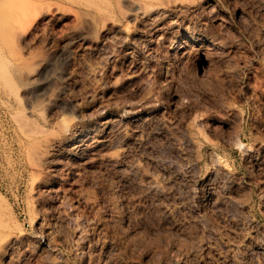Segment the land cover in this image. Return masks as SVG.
<instances>
[{
	"label": "rangeland",
	"instance_id": "rangeland-1",
	"mask_svg": "<svg viewBox=\"0 0 264 264\" xmlns=\"http://www.w3.org/2000/svg\"><path fill=\"white\" fill-rule=\"evenodd\" d=\"M32 1L0 0L21 92L0 67V240L15 236L0 264H264V0H170L158 18L130 16L132 0ZM67 42L42 93L22 95ZM17 114L37 138L69 124L42 167Z\"/></svg>",
	"mask_w": 264,
	"mask_h": 264
},
{
	"label": "bare ground",
	"instance_id": "bare-ground-1",
	"mask_svg": "<svg viewBox=\"0 0 264 264\" xmlns=\"http://www.w3.org/2000/svg\"><path fill=\"white\" fill-rule=\"evenodd\" d=\"M26 1V0H25ZM29 1H32V0H29ZM34 1H36V4L38 3H40V0L39 1H37V0H34ZM44 1V0H43ZM41 1V3H40V5L42 4V5H45L44 3H46V1ZM54 1V0H53ZM52 0L49 2V3H52L53 2ZM77 1V0H76ZM81 4H85V5H87V6H93V7H96L98 10L100 9H102V6H101V3L100 2H98V0H78ZM123 1V0H122ZM127 1V0H126ZM150 1H152V0H150ZM155 0H153V2H149V3H144V4H146V8H144V4H143V1H142V5H140L141 3H139V2H141V1H136V0H132V4H133V7H132V11H131V13H129L130 14V16H133V17H140V15L142 16H144V15H146V14H153V16L152 17H155L157 14L156 13H158V11L160 10V9H167V6L168 5H171V2H173V1H168V0H157L156 2H154ZM13 1H11V3H12ZM43 2V3H42ZM47 2V3H48ZM73 2H74V0H73ZM101 2H102V0H101ZM115 2V1H114ZM113 1H112V3H114ZM124 2V1H123ZM138 2V4H136ZM168 2H170V3H168ZM175 2V1H174ZM173 2V3H174ZM32 4L34 3L33 1L31 2ZM46 3V4H47ZM49 3L46 5L47 6V8H49L50 10H51V6H49ZM54 3H58V5H60L61 6V3L60 2H58V1H56V2H54ZM54 3H52V4H54ZM60 3V4H59ZM107 3V2H106ZM117 3H118V1H117ZM126 3V2H125ZM128 3H129V0H128ZM173 3H172V5H173ZM28 4H29V2H28ZM35 4V3H34ZM56 4H54V5H56ZM131 4V5H132ZM185 4V3H184ZM31 5V4H30ZM41 5V9H39V11L40 10H42V8L44 9L45 8V6H42ZM130 5V4H129ZM130 5V6H131ZM135 5V6H134ZM139 5V6H138ZM172 5H171V7H172ZM175 5H176V2H175V4H174V7H175ZM179 5V4H178ZM60 6H59V8H60ZM104 6H105V4H104ZM108 6V5H107ZM184 6V5H183ZM143 7V8H142ZM186 7H188V6H186ZM185 7V8H186ZM59 8H58V10H59ZM109 8V7H108ZM131 8V7H130ZM178 8H179V6H178ZM181 8V7H180ZM184 8V7H183ZM48 9V11H50ZM61 9V8H60ZM105 9V8H104ZM143 9V10H142ZM170 9V8H169ZM102 11V10H101ZM105 11H106V9H105ZM112 11V10H111ZM167 11H168V9H167ZM66 12V11H65ZM64 12V13H65ZM103 12H104V10H103ZM162 12V11H161ZM46 13V12H45ZM111 13V12H110ZM128 13V12H127ZM9 13H3V18H4V20L6 21V22H4L5 24V28L6 27H10L9 25H10V22H9V24H7L8 23V21L9 20H6V17L8 18V17H10V16H7ZM154 14H156L155 16H154ZM159 14V13H158ZM164 14V13H163ZM10 15H11V13H10ZM108 16V15H107ZM142 16V17H143ZM157 16H159V15H157ZM155 17V18H158V17ZM161 16V15H160ZM12 18L10 17V20H11ZM116 22V21H115ZM116 25H118V24H116ZM120 25V24H119ZM118 25V26H119ZM114 26V25H113ZM112 26V27H113ZM121 26V25H120ZM121 27H123V26H121ZM8 28H6V30H7ZM23 29V28H22ZM9 30V29H8ZM7 30V31H8ZM119 30V29H118ZM10 31V30H9ZM26 30L24 29L23 30V32H25ZM120 31V30H119ZM22 31H21V33L20 34H24ZM5 33V32H4ZM4 33H3V35H2V37H4L5 35H4ZM11 33V32H10ZM123 33V32H122ZM26 34V33H25ZM6 36H7V34H6ZM10 36H12V35H10ZM22 36V35H21ZM8 37V36H7ZM193 41H192V43H194V44H198V43H201V41H200V39L198 38V37H194V39H192ZM178 44L176 45V46H174V47H172V49H176L177 50V52H179V53H182V52H184L185 53V50H186V44H187V41H180V42H177ZM67 44H69V42H67V43H64V45L61 47V48H58V49H55L53 52H52V55L51 56H46V57H42V58H40L39 60H38V62H35V64L37 63V65L34 67V66H30V67H28L29 68V71H28V73H27V77H28V80L27 81H25L26 83H25V86L23 87L24 89H23V91H22V95H23V92H24V94L25 93H36V94H38V93H40L45 87H47V84H48V82H49V80H50V78L53 76V74H54V72H56L57 73V71H52V70H54L55 68H57V66H56V64L58 63V61H61L62 59H63V57H65L66 56V52H67ZM189 44V43H188ZM203 44V43H202ZM198 46V45H197ZM202 47V46H201ZM198 48V47H197ZM198 50V49H197ZM1 56V55H0ZM2 57V56H1ZM0 57V59H1V61H4L2 58ZM200 59V58H199ZM10 62V61H9ZM8 64V63H7ZM6 64V65H7ZM55 66V67H54ZM0 67H1V70H3L2 72V74H3V78L2 79H5L6 81H4L5 83L7 82L9 85H10V87L14 90L13 91V93H17V94H21V92H20V87H18L17 88V84L15 83V78H12V75L10 74L11 72L9 71L8 72V69H7V67L5 66V64L4 63H1L0 62ZM19 68V67H18ZM31 68H33V69H31ZM18 70V69H17ZM28 70V69H27ZM57 70V69H56ZM15 74V73H14ZM26 74V73H25ZM15 76V75H14ZM0 78H1V76H0ZM8 84H7V87H8ZM16 84V85H15ZM21 84H23V83H21ZM9 87V88H10ZM8 88V89H9ZM22 88V87H21ZM18 90V91H17ZM10 91V90H9ZM15 91H17V92H15ZM12 92V91H11ZM20 92V93H19ZM10 93V92H9ZM12 93V94H13ZM42 93V92H41ZM56 93V92H55ZM61 91L60 92H58L57 94H56V96H54L53 98H52V100H53V103L54 102H56V101H59L58 99H60L61 97H60V95H61ZM11 94V93H10ZM11 94V95H12ZM17 94H15V95H17ZM14 95V94H13ZM27 95V94H26ZM28 95H30V94H28ZM40 95V94H39ZM19 96V95H18ZM34 96V98L36 97L35 95H33ZM32 96V97H33ZM51 96H53V94L51 95ZM14 97V96H13ZM20 97V96H19ZM60 97V98H59ZM21 98V97H20ZM20 98H16L17 100L18 99H20ZM29 100L28 101H30V98L29 97H27ZM51 98V97H50ZM69 101V100H68ZM67 102V101H66ZM62 103H64V102H62ZM74 103V102H73ZM69 104V103H68ZM21 113V112H20ZM19 114V113H18ZM16 115L15 116V118L16 117H19L18 119L16 118L15 120L17 121H19L20 122V124H21V127H22V131H23V133L26 135V136H28V137H30V138H33V140H31L30 142H29V147H28V154H29V158H31V162L33 161V163H35L36 164V167H37V164L39 165H41V164H45V163H47L48 161H50L51 160V157H52V154H53V150H54V146L57 144V143H59V142H62L63 141V139L65 138V136H68L67 135V132H65L66 131V129H67V127H69V124L68 125H64L65 126V128L63 129L62 127V129L64 130H62V129H60L61 131H62V133L60 134H55L54 135V133L55 132H57V131H59V130H57V131H55V132H53V133H49V135L51 134V136H47V135H45L44 136V138L43 137H41V138H37L36 137V134L38 133L39 134V131H41V130H39V127H37L36 125V122H34V121H32V119L30 118V116L28 115H26L25 116V114H23V116L21 117V116H19V115ZM22 114V113H21ZM25 116V117H24ZM21 117V118H20ZM26 117H28V118H26ZM109 118V117H108ZM113 118V117H112ZM111 119V118H110ZM115 119V118H114ZM117 119V118H116ZM31 120V121H30ZM112 120V119H111ZM17 121V122H18ZM117 121V120H116ZM192 121V120H191ZM32 122V123H31ZM104 122H106V121H104ZM108 122V121H107ZM191 123V122H190ZM36 124V125H35ZM71 124H73V122L71 123ZM188 124V123H187ZM192 125V124H191ZM20 127V126H19ZM20 127V128H21ZM42 129H45L44 127H41ZM70 129V128H69ZM67 130L68 132L70 131V130ZM199 129V128H198ZM201 130V129H200ZM189 131V130H188ZM187 131V132H188ZM192 132H193V130H191ZM43 132H46V130H43L42 131V133ZM201 132V131H200ZM194 133V132H193ZM196 134V133H195ZM204 136L206 135L205 133H202ZM97 135V134H96ZM206 136H208V135H206ZM205 136V137H206ZM78 137V136H77ZM96 137V136H95ZM100 137V136H99ZM98 137V138H99ZM43 138V139H42ZM190 138V137H189ZM193 137H191V139H192ZM73 139V138H72ZM79 139V138H78ZM206 139H207V137H206ZM209 139V138H208ZM76 140V139H75ZM81 140V139H80ZM85 140V139H84ZM189 140V139H188ZM193 140H195V138L193 139ZM197 140H199V139H197ZM72 141V140H71ZM70 141V142H71ZM74 141V140H73ZM68 142V141H67ZM81 142V141H80ZM82 142H83V140H82ZM91 142V141H90ZM238 141H236L235 143H237ZM64 143H66V142H64ZM72 143V142H71ZM74 143V142H73ZM89 143V142H88ZM95 143V142H94ZM97 143V142H96ZM99 143V142H98ZM194 143V142H193ZM243 143V142H242ZM63 144V143H62ZM68 144H69V142H68ZM101 144V143H100ZM70 145V144H69ZM94 145V144H93ZM195 145V144H194ZM197 145V144H196ZM238 145V144H237ZM243 145V144H242ZM61 146V145H60ZM65 146H67V145H65ZM245 146V145H244ZM243 146V147H244ZM58 147V146H57ZM69 147V146H68ZM67 147V148H68ZM75 147V146H74ZM96 147V146H95ZM240 147H241V142H240ZM246 147V146H245ZM92 148V147H91ZM248 148V147H247ZM61 149H62V147H61ZM243 149V148H242ZM249 149H251V148H249ZM57 150V149H56ZM71 150V149H70ZM244 150H245V148H244ZM55 151V150H54ZM251 151V150H250ZM73 152V151H72ZM244 152H248V151H244ZM59 153V152H58ZM215 153V152H214ZM57 155V154H56ZM55 155V156H56ZM108 155V154H107ZM111 155V154H110ZM109 155V156H110ZM54 156V155H53ZM100 156H102V154L100 155ZM108 156V157H109ZM220 156V155H219ZM90 157V156H89ZM92 157V156H91ZM90 157V158H91ZM105 157V156H104ZM112 157V156H111ZM115 157V156H114ZM57 158V157H56ZM106 158V157H105ZM102 159H103V157H102ZM221 159H223V158H221ZM213 161H214V159H212ZM20 161V160H19ZM216 162L218 161V159L217 160H215ZM214 161V162H215ZM53 162V161H52ZM94 162V161H93ZM92 162V163H93ZM50 163V162H49ZM136 162H134L133 164H135ZM219 163V162H218ZM34 164V165H35ZM56 164V163H55ZM54 164V165H55ZM33 165V164H32ZM40 165H39V167H40ZM212 165H214L213 163H212ZM223 165V164H222ZM222 165H221V167H222ZM50 166V165H49ZM51 166H53L52 164H51ZM134 166V165H133ZM135 166H137V164L135 165ZM227 166V165H226ZM41 167H42V165H41ZM44 168V167H43ZM134 168H136V167H134ZM215 168H218V167H215ZM47 169V168H46ZM222 169V168H221ZM225 169H226V167H225ZM38 170V169H37ZM39 171H37V172H35V173H38ZM41 173V169H40V172H39V174ZM42 173H44L43 171H42ZM41 173V174H42ZM41 174H40V176H41ZM63 175V174H62ZM43 176V175H42ZM45 176V175H44ZM43 176V177H44ZM55 176V175H54ZM61 176V175H60ZM63 176H65V175H63ZM35 177V176H34ZM38 177V176H37ZM40 178V177H39ZM59 178H62V177H59ZM66 178V177H65ZM48 179V178H47ZM47 179L46 180H44V179H42V180H40L39 182H38V185H39V187H40V185H44V184H47ZM67 180H68V178H66ZM49 180V179H48ZM53 180V179H52ZM50 181H51V179H50ZM36 182H37V180H36V178H35V183H34V187H35V185H36ZM63 182V181H62ZM53 183V182H52ZM62 184V183H61ZM53 185H55V184H53ZM46 186V185H45ZM238 186V185H237ZM236 186V187H237ZM49 187V186H48ZM48 187H47V189H48ZM52 187V186H51ZM61 187V186H60ZM59 187V188H60ZM53 188V187H52ZM54 188H55V186H54ZM62 188H64V186L62 185ZM61 188V189H62ZM239 188V187H238ZM238 188L236 189V190H238ZM55 189H57V188H55ZM60 189V190H61ZM37 190H40V189H38V186H37ZM49 190V189H48ZM63 190V192H65V190L64 189H62ZM61 190V191H62ZM241 191V190H240ZM59 194L61 193V192H58ZM239 193V192H238ZM59 194H58V196H59ZM62 195V194H61ZM60 197V196H59ZM0 198H2V196H1V194H0ZM112 201H114V202H111V203H115L116 201L115 200H112ZM110 203V202H109ZM116 204V203H115ZM110 205V204H109ZM117 205V204H116ZM115 205V206H116ZM113 205H111L110 207H112ZM113 209H114V206L112 207ZM116 208V207H115ZM117 208H118V206H117ZM116 208V209H117ZM119 209V208H118ZM114 211V210H113ZM112 211V212H113ZM114 212H117V213H119V211H114ZM121 212V211H120ZM114 214V213H113ZM122 214V213H121ZM119 215V214H118ZM114 216V215H113ZM116 216V215H115ZM114 216V218H116ZM122 216V215H121ZM121 216H120V218H121ZM120 218H118L119 220H120ZM117 219V218H116ZM117 219V220H118ZM115 220V219H114ZM9 224V223H8ZM8 224L2 219V216H1V214H0V227H9L8 226ZM42 225V224H41ZM45 226V225H44ZM10 229H11V227H9ZM45 230V229H44ZM43 230V231H44ZM48 230V229H47ZM21 231H22V229H21ZM48 232V231H47ZM50 232V231H49ZM0 233H1V231H0ZM20 233V232H19ZM9 234V233H8ZM8 234H6L5 233V235H7L8 236ZM1 235V234H0ZM2 235L4 236V237H6L5 235H4V233H3V231H2ZM10 235H12V233L10 234ZM9 235V236H10ZM16 235V234H15ZM6 237V238H4L3 240H0L1 242H0V257L2 256V255H4L5 253H6V251L8 250V248H10V245L12 244V242L13 243H15L14 242V240H15V236L14 237H12V236H10V237ZM22 237V236H21ZM20 237V238H21ZM24 237V236H23ZM25 237H27V236H25ZM21 239H23V238H21ZM25 239V238H24ZM18 240H19V237H18ZM51 241V240H50ZM49 241V243H51V245L53 244L52 243V241L50 242ZM52 247V246H51ZM264 247V246H263ZM7 254V253H6ZM239 263V262H238ZM241 263V262H240ZM242 264V263H241Z\"/></svg>",
	"mask_w": 264,
	"mask_h": 264
}]
</instances>
